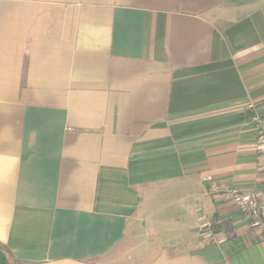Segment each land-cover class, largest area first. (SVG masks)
Instances as JSON below:
<instances>
[{"label":"crops","instance_id":"1","mask_svg":"<svg viewBox=\"0 0 264 264\" xmlns=\"http://www.w3.org/2000/svg\"><path fill=\"white\" fill-rule=\"evenodd\" d=\"M249 103L264 0H0V264H264Z\"/></svg>","mask_w":264,"mask_h":264},{"label":"built area","instance_id":"2","mask_svg":"<svg viewBox=\"0 0 264 264\" xmlns=\"http://www.w3.org/2000/svg\"><path fill=\"white\" fill-rule=\"evenodd\" d=\"M248 106L254 111L252 125L258 136L257 148L264 153V116L257 112L254 103H249ZM210 192L236 205L247 217L252 228L264 236V188L257 189L253 193H244L235 186L225 184L219 187L213 186ZM208 228L209 223H203L201 232L204 237L212 238L213 235Z\"/></svg>","mask_w":264,"mask_h":264}]
</instances>
